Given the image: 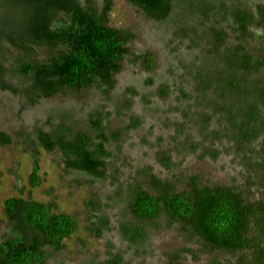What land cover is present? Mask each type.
<instances>
[{
    "label": "trees",
    "instance_id": "trees-1",
    "mask_svg": "<svg viewBox=\"0 0 264 264\" xmlns=\"http://www.w3.org/2000/svg\"><path fill=\"white\" fill-rule=\"evenodd\" d=\"M126 1L187 41L192 57L180 59L179 81L189 79L194 92L180 82L173 85L181 100L191 99V110L184 105L182 113L209 141L201 142L205 156L214 160L224 153L215 141L232 142L225 151L241 156V174L226 182H205L197 173H173L172 154L160 149V164L169 176L161 178L145 166L115 193L121 205V237L144 250L151 231L159 232V223L166 221L192 243L169 251L166 264H179L184 255L195 264H264V1ZM111 11L112 0H0V89L21 95L27 104L87 89L111 101L125 59L147 71L158 64L153 53L130 49L135 34L112 26ZM170 88L161 83L159 97L166 98ZM134 95L133 88L127 89L115 111H130ZM111 114L100 104L86 113L85 126L69 112L50 114L49 127L27 134L26 144L59 152L67 174L102 180L115 168L116 153L108 144L115 142L120 150L124 131L141 122L131 116L123 128H112ZM215 116L220 128L209 131ZM9 141L0 132V142ZM192 141L180 143L177 154L185 149L195 153L199 147ZM32 157L29 182L36 187L40 165L38 155L33 152ZM18 192L4 200L9 228L0 239V264H45L49 249L60 250L77 231L78 219L58 210L54 200H37L30 191L25 196L20 188ZM110 200L89 201L93 215L87 228L97 236L112 228L106 214ZM110 248L106 264H125L123 255Z\"/></svg>",
    "mask_w": 264,
    "mask_h": 264
},
{
    "label": "rangeland",
    "instance_id": "rangeland-1",
    "mask_svg": "<svg viewBox=\"0 0 264 264\" xmlns=\"http://www.w3.org/2000/svg\"><path fill=\"white\" fill-rule=\"evenodd\" d=\"M250 1L254 4L261 0ZM110 24L132 30L135 37L130 43V49L135 53L149 51L158 60L154 70L147 71L138 63L125 59L120 72L115 76L113 101H102L96 89H87L81 94L64 91L54 97L41 99L36 104H27L21 95L0 89V132L10 136L9 142H0V239L9 228L4 200L18 195V188L23 190L25 196L30 191L37 200H54L58 210L75 215L79 222L77 231L64 240L63 248L56 251L49 249L45 264H106L110 247H113L114 252L123 255L125 264H166L169 251L191 246L192 243L176 228L168 227L166 221L159 223V232L151 231L150 240L143 247L144 250H136L128 245L118 231V221L122 214L120 199H117L115 193L121 186L125 187L130 178L135 177L145 166H151L161 178L170 175L160 164V149L172 154L175 162L173 173H197L205 182H226L234 175L240 178L241 156L225 151V147L231 146L232 142L229 143L227 138H223L221 142L215 141L214 146L223 149L224 153L214 160L209 155L205 156L201 152V142L207 145L209 141L203 140L198 127L182 113L184 105H190L191 110V99L181 100L176 90L178 87L173 85L177 82L176 85H179L180 82V59L190 60L192 57L187 50V41L174 37L170 27L148 19L126 0H112ZM13 82L18 83L16 79ZM165 82L172 88L166 98H161L157 88ZM180 83L190 94L194 92L191 91L189 79ZM129 88L135 90L131 110L122 108V112H116V103H121ZM100 104L112 112V128H123L131 116L141 120L136 128L124 131L120 150L115 142L108 144V148L116 153V162L115 168L108 170L106 178L90 181L81 173L67 174L62 169L59 152L26 144L27 134L38 127H49L47 117L50 114L69 112L73 120L85 126L86 113ZM219 128L215 116L209 131ZM187 139L197 143L198 150L193 153L185 149L181 150L183 155L177 154V148L181 149L179 144ZM33 152L38 155L40 165L41 183L36 187H32L29 182ZM112 174L117 177L113 178ZM94 197L103 203L111 199L106 214L112 221V228L100 236L87 228L88 219L93 215L89 201ZM206 257L207 255H203L202 259ZM179 264L195 262L184 255Z\"/></svg>",
    "mask_w": 264,
    "mask_h": 264
},
{
    "label": "flooded vegetation",
    "instance_id": "flooded-vegetation-1",
    "mask_svg": "<svg viewBox=\"0 0 264 264\" xmlns=\"http://www.w3.org/2000/svg\"><path fill=\"white\" fill-rule=\"evenodd\" d=\"M262 1V0H261ZM264 1V0H263Z\"/></svg>",
    "mask_w": 264,
    "mask_h": 264
}]
</instances>
